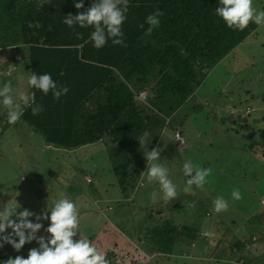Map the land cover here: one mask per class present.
Returning <instances> with one entry per match:
<instances>
[{"label": "trees", "instance_id": "trees-1", "mask_svg": "<svg viewBox=\"0 0 264 264\" xmlns=\"http://www.w3.org/2000/svg\"><path fill=\"white\" fill-rule=\"evenodd\" d=\"M254 1L261 5V0ZM216 2L129 0L121 25L123 44L113 45L107 40L103 47L94 48L88 39L91 27L73 25L70 28L62 23L63 16H74L78 11L73 0H0V74L4 68L7 74L6 67L11 64L24 62V70L37 74L47 72L59 85L68 88L59 99H54L50 92L43 95L32 90L34 101L42 110L33 115L26 107L18 121L41 135L47 145L68 154L100 143L112 163L124 198L123 209H130L133 205L126 199L143 185L139 176L146 168L142 152L156 148L171 116L194 95L212 68L246 40H250L257 51L264 50V25L249 22L243 29L228 28L214 14ZM90 4L91 0H82L79 11ZM155 10L162 13L160 23L148 32L144 18ZM5 55L9 59L1 63ZM17 55H22L23 59H17ZM241 59L245 57L239 56ZM253 59L248 60L250 65ZM252 92H249L251 99H260L261 103L258 106L247 104L245 119L240 117V112H235L221 120L236 133L251 132L254 123L264 121L263 114L252 120L253 125L246 118L255 108H264V94L252 95ZM143 93L145 95H141ZM2 124H7L5 115ZM176 133L184 137L181 131L175 130L177 144ZM141 136L145 143L140 147L137 139ZM258 152L264 156V151L258 149L252 154L259 156ZM47 172L51 174L52 170ZM89 183L92 182L89 180ZM207 211L201 214L207 216ZM194 212L187 222L172 220L157 225L153 224L154 213L144 211L142 223L122 222L117 239H112L110 244L97 239L94 245L105 253L110 264L118 260L116 247L127 245L128 254L134 240L139 243L138 249L129 255L125 264L174 262L175 255L183 253L193 256L194 253L183 247L207 246L208 242L201 243L205 237L200 239L198 233L200 214ZM254 220L251 217V225L245 232H240L237 226L235 230H226L231 237L221 249L230 256L236 254V258L232 262H218L264 264V231L256 234L258 227L253 225ZM81 222L79 228H83ZM132 226L136 227L130 237ZM109 227L105 224V229ZM184 238L189 241H183ZM0 259H7L3 246H0Z\"/></svg>", "mask_w": 264, "mask_h": 264}, {"label": "rangeland", "instance_id": "rangeland-1", "mask_svg": "<svg viewBox=\"0 0 264 264\" xmlns=\"http://www.w3.org/2000/svg\"><path fill=\"white\" fill-rule=\"evenodd\" d=\"M261 5L264 6V0H261ZM261 5L253 0L254 7L262 9ZM256 49L250 44V40L234 49L212 68L194 95L169 119V125L160 136L156 148L160 150L159 159H163L161 163L169 169L170 179L177 185L175 198L164 201L157 196L156 199H151L149 194L157 189V185L149 184L142 178L143 185L126 199L133 206L123 209L121 202L124 198L116 183L112 163L100 143L76 149L68 154L59 148L47 147L46 141L38 133L32 139V134L26 129L23 130L26 127L19 121L3 125L4 112L0 110V203L13 197L20 205L18 211L28 209L35 215H40L46 202L51 203L63 192L78 208L83 227L78 228V231L94 244L98 243L97 239H100V243L107 242L106 244H110L114 238L117 239L122 222L133 225L142 223L144 211H161L152 215L156 220H153V224L157 225H164L172 220L178 223L187 222L193 217L192 213L197 211L200 214V224L196 222L200 226L198 233L200 239L205 237L201 243L208 241L207 246H184V249L194 253V257L191 254L185 256L186 253H183L175 255L174 262L168 260L159 263L222 264L219 260L232 262L236 254L230 256L221 249L231 237L226 230L237 226L240 232H245L251 225L249 220L254 217L253 225L258 227L256 234L264 231V156L260 152L259 156L252 154L256 149L264 151V121L254 123V130L251 132L239 133L232 131L228 124L221 121L235 112H240V117L245 119L247 104L258 106L261 103L260 99H251L249 96L250 91H253L252 95L264 94V50ZM239 56L245 57L246 61L239 60ZM252 57L254 59L250 65L248 60ZM13 70L11 68L10 75H7L4 68L0 81L15 80V87L22 90L25 87L24 72ZM262 114L264 115V108H255L251 116L246 118L252 122ZM250 124L253 125V122ZM175 130L182 132L186 146L179 144L183 146L177 148L179 146L174 140ZM17 132L22 136V150L17 146ZM187 159H191L202 169L208 168L209 175L202 187L193 185L190 191L185 192L183 181L188 177H183L181 165ZM48 170H52L53 174L48 173ZM233 188L240 190L239 200L230 198ZM218 195L228 201V208L217 213L212 209V200ZM206 210L207 216L201 214ZM40 222L44 227L47 226L46 220ZM105 224L110 225V229H105ZM135 227L132 226V231H129L130 237ZM123 234H127V229ZM37 235L47 234L42 228ZM78 238L79 234L73 239ZM183 241L189 240L184 238ZM138 244L134 240L128 254L127 245L119 244L115 249L118 257L115 264H125L129 255L138 249ZM34 247H37L35 241L26 243L17 252L3 244L7 258L17 255L26 257L28 250ZM176 247L177 245L174 246L175 251ZM148 259L151 261L152 257Z\"/></svg>", "mask_w": 264, "mask_h": 264}, {"label": "clouds", "instance_id": "clouds-1", "mask_svg": "<svg viewBox=\"0 0 264 264\" xmlns=\"http://www.w3.org/2000/svg\"><path fill=\"white\" fill-rule=\"evenodd\" d=\"M128 2L129 0H91L89 7L79 11L83 6L82 0H73V6L78 11L74 16H63L62 23L70 28L73 25L80 28L91 27L88 39L94 48L103 47L107 40H111L113 45H122L121 25L125 20ZM216 4L214 14L228 28L243 29L249 22L257 26L264 25V9L254 7L253 0H217ZM161 15L159 10H155L144 18L148 32L159 25ZM24 84L25 87L21 90L14 87L10 80L0 81V110H3L5 120L10 125L21 118L26 107L30 108L33 115L42 110L35 103L32 90H38L43 95L50 92L54 99H59L68 92L66 86L59 85L47 72L37 74L35 71H24ZM137 141L140 147L145 143L143 136ZM159 152L155 147L142 152L146 168L139 176L145 182L157 185V189L149 194L151 199L159 196L168 201L176 197L177 185L170 179L169 169L161 163L163 159H159ZM181 172L184 178L188 177L183 181L185 192L190 191L193 185L202 187L209 175L208 168L202 169L191 159L183 162ZM229 195L232 200L241 198L238 188H233ZM227 208L228 201L223 196L218 195L212 200L214 212ZM18 209L20 205L13 197L0 203V246L7 244L18 252L26 243L35 241L37 247L29 249L26 257L17 255L6 260L0 259V264H110L105 253L78 231V208L63 192L51 203L46 202L40 215H35L28 209ZM44 220L47 221L46 227L40 222ZM42 228L46 236L37 235ZM77 234L79 238L74 240Z\"/></svg>", "mask_w": 264, "mask_h": 264}, {"label": "crops", "instance_id": "crops-1", "mask_svg": "<svg viewBox=\"0 0 264 264\" xmlns=\"http://www.w3.org/2000/svg\"><path fill=\"white\" fill-rule=\"evenodd\" d=\"M16 54H18L17 52H16ZM17 57V59H23V57H22V55H17L16 56ZM8 59H9V57H7V55H5V56H3V59H1V63H5L6 61H8ZM23 63V62H22ZM23 65H25V63H23V64H21V66H20V64H18V63H13V64H11L10 66H8V67H6V69H9V71L11 70V68H14V70H13V72L14 71H18V70H22L23 72L25 71V72H27L26 70H24L23 69ZM9 71L7 72V75H10L9 74ZM12 74V73H11ZM14 80V79H13ZM12 84L14 85V87L17 85V83H15V80L12 82ZM21 129H22V127H20ZM24 129H26L30 134H32V136H31V138L32 139H35V137L37 136V133H34V132H32V130L31 129H29V128H24L23 127V130ZM20 130V129H19ZM11 131H13V130H11ZM14 132V131H13ZM18 133H19V140H18V149H21L22 150V144H21V141H22V136L20 135V132H17V135H18ZM17 135H16V137H17ZM15 141V140H14ZM46 145H47V143H46ZM47 147H51V146H49V145H47ZM112 209H114V208H112ZM111 209V210H112Z\"/></svg>", "mask_w": 264, "mask_h": 264}, {"label": "built area", "instance_id": "built-area-1", "mask_svg": "<svg viewBox=\"0 0 264 264\" xmlns=\"http://www.w3.org/2000/svg\"><path fill=\"white\" fill-rule=\"evenodd\" d=\"M175 139H176L177 145L179 147L185 145V143H184L185 140H183L182 136L179 133H176ZM179 144H183V145H179Z\"/></svg>", "mask_w": 264, "mask_h": 264}]
</instances>
